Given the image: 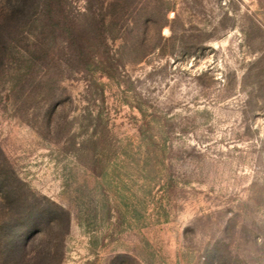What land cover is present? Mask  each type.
<instances>
[{
  "label": "rangeland",
  "instance_id": "obj_1",
  "mask_svg": "<svg viewBox=\"0 0 264 264\" xmlns=\"http://www.w3.org/2000/svg\"><path fill=\"white\" fill-rule=\"evenodd\" d=\"M0 264H264V0H0Z\"/></svg>",
  "mask_w": 264,
  "mask_h": 264
}]
</instances>
